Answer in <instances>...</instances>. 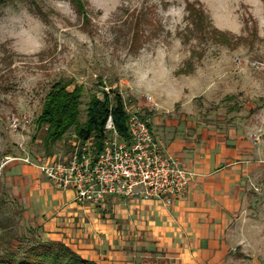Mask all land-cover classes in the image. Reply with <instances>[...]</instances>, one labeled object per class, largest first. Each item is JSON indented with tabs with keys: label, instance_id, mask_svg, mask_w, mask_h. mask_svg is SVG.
I'll use <instances>...</instances> for the list:
<instances>
[{
	"label": "rangeland",
	"instance_id": "obj_1",
	"mask_svg": "<svg viewBox=\"0 0 264 264\" xmlns=\"http://www.w3.org/2000/svg\"><path fill=\"white\" fill-rule=\"evenodd\" d=\"M21 2L29 14L25 18L28 30L38 35L45 47L39 52L13 51V47H33L30 37L22 34L0 44V251L10 248L9 241L13 242V249L21 253L36 241L52 240L48 236L51 232L37 222L39 211L34 210V203L29 206L31 191L27 187L23 190L15 187L11 180L19 171L15 167L26 164L19 158L26 154L33 159L46 156L42 131L38 129L36 119L50 86L60 78H72L74 84L84 86L82 122L92 94L102 97L104 91H116L132 111L145 115L152 127L158 122L162 126L166 121L171 126L183 123L184 134L197 133L198 129L204 133L213 131L232 146L239 139L246 140L249 152L242 158L247 166L239 186L240 204L226 229L230 247L223 264H264V38L258 34L257 26V16H264V5L250 3L237 7L232 0H159L162 9L158 13L157 4L150 5V0H143V6L135 11L124 9L121 26L112 29L117 33L111 46L113 60L126 52L136 54L146 44L149 50L156 49L161 43L170 45L172 33L165 31L167 23H161L170 5L180 7L181 2L185 6L189 2H199L204 9L207 18L201 31L192 24L189 12L184 8L187 13L184 21L188 26L183 31L177 30L175 35L183 41V53L190 52V56L181 61L177 71L184 69L190 73L178 74L176 71L173 74V86L181 89L182 94L165 99L155 92L134 94L129 81L116 74L115 64L108 67L102 54L90 56L86 52L88 44H77L75 49L70 46L77 35L85 34L91 47L102 52L97 49L98 41L101 44L103 41L99 39L94 23L98 13L88 0H83L87 21L71 0H11L0 8V19L4 17L5 9L18 10ZM221 3L226 6L220 7ZM199 4H196L197 9ZM237 21L243 23L241 31L246 35H233L231 28ZM215 28L232 37L231 44L215 38L212 33ZM21 73L39 80L31 92L20 88L18 77ZM202 82L210 83L211 90L205 92ZM14 118L29 122L27 126L15 129L12 126ZM65 139L68 144H55L51 148L52 154H62L76 141L73 131ZM69 190L75 194L74 189ZM93 212L101 215L99 219L104 215L96 209H92ZM103 239L98 248L101 252L127 251L126 244ZM72 244L82 250L78 243ZM138 259L135 262L126 259L123 264H138L142 260Z\"/></svg>",
	"mask_w": 264,
	"mask_h": 264
},
{
	"label": "crops",
	"instance_id": "obj_2",
	"mask_svg": "<svg viewBox=\"0 0 264 264\" xmlns=\"http://www.w3.org/2000/svg\"><path fill=\"white\" fill-rule=\"evenodd\" d=\"M158 124L152 127L157 139L192 172L187 193L170 206L118 196L84 206L73 191L55 189L40 171L26 164L15 167L19 171L11 181L31 191L29 206L34 203L37 222L51 232L52 240L63 241L99 264L137 258L142 259L138 264H223L230 247L225 233L239 209V186L247 166L242 158L248 156L249 143L239 139L232 146L213 131L184 134L183 123ZM92 209L104 214L101 219ZM102 239L126 244L127 251L101 252Z\"/></svg>",
	"mask_w": 264,
	"mask_h": 264
},
{
	"label": "built area",
	"instance_id": "obj_3",
	"mask_svg": "<svg viewBox=\"0 0 264 264\" xmlns=\"http://www.w3.org/2000/svg\"><path fill=\"white\" fill-rule=\"evenodd\" d=\"M125 108L129 114L128 138L118 133L110 115L99 152L92 139L84 143L76 140L62 154L37 159L26 154L19 159L40 171L55 189H74L80 203L99 205L109 196H118L170 206L187 193L192 172L167 152L145 115L132 111L127 104ZM28 122L14 118L12 126L21 129Z\"/></svg>",
	"mask_w": 264,
	"mask_h": 264
},
{
	"label": "clouds",
	"instance_id": "obj_4",
	"mask_svg": "<svg viewBox=\"0 0 264 264\" xmlns=\"http://www.w3.org/2000/svg\"><path fill=\"white\" fill-rule=\"evenodd\" d=\"M232 2L237 7L240 4L250 3L264 5V0H232ZM88 3L98 13V17L94 18V23L98 37L103 41L102 44L98 41L97 49L102 50V52H96L91 47L90 41L85 34L76 36V40L70 45L73 49L77 47V44L90 45L86 52L90 56L102 54L108 67H112L115 64L117 68L116 74L129 81V86L134 94L151 95L155 92L165 99H174L177 95L182 94L181 89L173 86V74L178 70L181 61L188 59L190 56V52L183 53V41L175 35L177 30L183 31L188 26V22L184 21V16L187 15L184 11L186 6L182 2L180 7L170 5L168 11L164 12L165 19L161 21L162 24L167 23L165 31L172 33L170 45L161 43L156 49L149 50V45L146 44L138 50V53L126 52L118 60H113L111 56V46L114 45L117 37V33L113 32L112 29L121 26V17L124 15V9H128L130 12L135 11L136 8L143 6V0H88ZM152 3L158 5L157 12L159 13L162 9L159 0H150V5ZM61 6L67 7V5ZM225 6L224 3L220 4V7ZM28 15L27 8L22 2L18 4V10L12 8L4 10V17L0 19V44H6L9 40L14 39L17 34H22L30 37L33 47L31 49L13 47V51L39 52L44 49L45 45L40 42V37L28 30L25 19ZM257 26L258 34L261 38H264V16H257ZM243 27L242 22H235L231 28L233 35L237 37L246 35V33L241 31ZM105 45L108 47H105ZM133 55L136 56L135 59H133ZM18 83L20 88L26 92H31L37 86L39 80L36 76H25L21 73L20 77H18ZM202 88L205 92L210 91L211 85L210 83L202 82Z\"/></svg>",
	"mask_w": 264,
	"mask_h": 264
},
{
	"label": "trees",
	"instance_id": "obj_5",
	"mask_svg": "<svg viewBox=\"0 0 264 264\" xmlns=\"http://www.w3.org/2000/svg\"><path fill=\"white\" fill-rule=\"evenodd\" d=\"M10 1L0 0V8ZM71 1L77 12L82 14L87 21L83 0ZM196 4L199 2L187 3L186 10L189 12L192 24L203 31L201 25L207 16L200 4L198 9ZM212 33L220 42L231 44L232 37L226 33L216 28ZM177 73L189 74L190 71L180 69ZM72 84L73 88L69 89ZM83 94L84 86L74 84L72 78L68 80L60 78L50 86L44 97L40 115L36 119V125L42 131L41 138L47 156L53 155L51 148L55 144L68 142L65 141V137L70 131H73L75 139L81 143L92 139L96 152L101 151L106 138L105 126L110 115L118 133L122 137L128 138L129 114L125 108L124 100L118 92L104 91L102 97L96 93L92 94L87 102L84 122L81 121ZM9 245L10 248L0 251V264H99L94 260L82 257L63 241H36L21 253L13 249V242L9 241Z\"/></svg>",
	"mask_w": 264,
	"mask_h": 264
}]
</instances>
